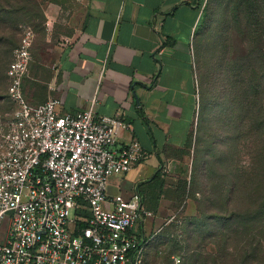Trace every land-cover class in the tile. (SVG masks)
I'll return each instance as SVG.
<instances>
[{"label":"crops","instance_id":"obj_1","mask_svg":"<svg viewBox=\"0 0 264 264\" xmlns=\"http://www.w3.org/2000/svg\"><path fill=\"white\" fill-rule=\"evenodd\" d=\"M205 3L81 0L67 14L70 30L62 35L53 31L65 20L61 7L48 6L46 33L41 44L32 40L22 79L23 96L33 106L54 99L60 114L92 106L96 116L119 117L130 125L117 147L135 140L146 157L130 171L111 176L104 190L107 199L141 196L152 214L143 222L149 261L155 237L170 222L164 212L175 205L164 194L155 197L153 179L159 173L167 190L182 177L179 164L193 129L198 102L193 40Z\"/></svg>","mask_w":264,"mask_h":264},{"label":"built area","instance_id":"obj_2","mask_svg":"<svg viewBox=\"0 0 264 264\" xmlns=\"http://www.w3.org/2000/svg\"><path fill=\"white\" fill-rule=\"evenodd\" d=\"M31 42L25 31L6 71L12 110L0 119V264H145L151 212L137 192L107 199L104 190L145 152L135 140L117 147L130 130L119 117H98L92 106L60 114L54 99L29 104L21 85ZM169 264L182 260L172 255Z\"/></svg>","mask_w":264,"mask_h":264},{"label":"rangeland","instance_id":"obj_3","mask_svg":"<svg viewBox=\"0 0 264 264\" xmlns=\"http://www.w3.org/2000/svg\"><path fill=\"white\" fill-rule=\"evenodd\" d=\"M219 1L206 0L204 23L193 40L198 102L184 161L179 164L180 179L189 185L188 197L178 207L174 205L173 210L164 212L163 217L180 224L176 235L181 248L175 254L180 255L182 264H264V158L260 153L255 161L254 146L258 140L247 137L249 129L241 105L243 90L249 86L251 79L255 83L262 82L264 93V78L260 79L264 70L259 61L253 65L254 72L241 62L240 58L248 45L241 43L238 36L241 27L223 24L224 10ZM79 3L81 0H33V4L27 8V17L21 16L13 42L15 46L8 51L1 69V121L7 118L12 109L7 98L5 72L24 32H30L32 40L35 38L37 44H41L46 33L44 12L48 6L55 5L61 7V19L65 20L53 31L59 35L67 33L70 30L66 25L67 14L77 9ZM228 28L230 39L224 42L222 38L223 44L220 46L219 35L225 36ZM236 67H241L240 71L244 69L248 74V84L244 81L238 92L239 100L236 96ZM235 100L239 101V105ZM254 103L253 113L250 110L247 115L251 119L256 118V121L264 119V97L263 112L259 110L261 101L254 99ZM259 143L263 149L264 141ZM235 177L248 180L241 190L242 197L235 203L232 201L229 206V202L225 201V198L230 200L226 185L231 181L235 183ZM234 208L238 213L235 212V222L236 216L231 214ZM255 212L258 213L253 223L251 214ZM230 215L232 223L219 219L229 218ZM193 219L199 223L196 229L191 227ZM193 229L197 233L193 232L192 238L186 237V233ZM135 230L138 231L137 226ZM162 263L169 264L170 257Z\"/></svg>","mask_w":264,"mask_h":264},{"label":"trees","instance_id":"obj_4","mask_svg":"<svg viewBox=\"0 0 264 264\" xmlns=\"http://www.w3.org/2000/svg\"><path fill=\"white\" fill-rule=\"evenodd\" d=\"M219 3L220 5L223 6L222 8L224 10L223 19H222L223 24H225L226 26L236 25L241 27L240 32H238V36L241 40V43L248 45L245 52L242 54V57L240 58V60H242L241 62L249 66L251 72H254L253 65L257 64V62L259 61L261 63V67L264 70V0H220ZM31 4H33V0H0V90L2 88L1 82L3 77L1 69L4 65L5 58H7L8 56L7 54L8 51L10 52V50H12L15 46L13 45V42H15V36H16L15 33L19 23L21 22V16L27 17V8ZM206 12L207 9L205 10L204 8L203 19L198 29V32L203 26ZM229 31L230 29L228 28V30L225 33V36L224 34L219 35L220 46L223 44L222 43L223 39L224 42L227 40V38L230 39ZM4 44H6L7 46H4ZM240 68L241 67L234 68V71L235 70L238 71L237 75L235 76L236 96L238 97V100L240 99L238 92H240L243 87L241 86V84H243L244 81L246 82V84H248V80H247L248 74L246 73V71H244V69L240 71ZM5 78L7 81V86H6L7 98L9 99L8 96L9 82L6 72H5ZM263 78H264V72L260 77V79L262 80ZM262 90H263L262 82L255 83L253 79H251L249 82V86L247 85L246 90H243L242 93L243 101L241 102L242 109L245 110V118H244L245 124L246 126L248 125V129H249L247 137L248 139H250L251 137V139H254L255 141L258 140V143L256 142L254 146L256 149L254 152L255 161H257V157L260 156V153L263 154V158H264V146L263 149L261 148V145L259 147L260 144L259 142L264 141V119L263 118L259 119V121H256V118L251 119L249 115H247V112L251 110L250 111L251 114L253 113L252 108L256 106V103H254V99L261 101V103H259V110L260 112H263L262 99L264 97V93L262 92ZM237 105H239V101L237 102ZM258 128H259V132H257ZM262 172H264V163L262 166ZM247 180L242 181L239 178L235 177V183L234 181H231L226 185V187L229 189L227 191L228 193L227 197L230 198V200L228 199L226 200L225 198V201L227 203L229 202V206L230 203H232V201L233 203H235L239 200L240 196L242 197L243 191L241 192V190L244 189V185L247 184L246 183ZM153 183L155 185L154 190L157 192V195L155 197L159 198L161 194L162 195L164 194L167 197H170L175 202V207H178V205L180 203H183L185 199L188 197L189 185L184 181L182 182L180 178L177 179L174 185L168 184L169 185L168 188L171 189H167V190H166L167 184L165 182V179L161 177L159 173H157L156 176L154 177ZM234 210L235 211L231 213L232 216H236L234 217V221L233 218H231V215L229 218H219V219L220 220L227 219L230 223H232L231 221L235 222L237 220V219L235 220V218H237V215L235 214V212L237 213V209L234 208ZM257 213L258 212L251 214L252 217L251 221L253 223L255 222L254 216H256ZM191 221H192L191 224L192 228L196 229L199 227V223L196 221V219H193ZM178 225L180 224H178L177 221L170 219V222L166 224L165 227L162 229V231L158 234V236L155 237V241H156L155 254L153 259H150V261L148 260V251L150 248L148 242L145 253V264H163L162 262H165L167 258H169L172 255L180 256L178 254H175L178 251V249L181 248L179 246L178 237L176 235ZM231 227L232 224L228 228L231 229ZM193 232L197 233V231H195L194 229L190 230L188 233H186L187 234L186 237L192 238V236L194 235ZM186 246L187 244H185V247Z\"/></svg>","mask_w":264,"mask_h":264}]
</instances>
